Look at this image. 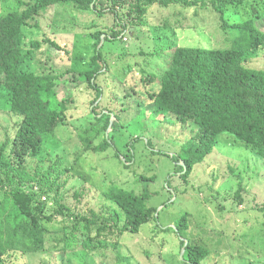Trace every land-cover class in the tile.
<instances>
[{
  "label": "trees",
  "instance_id": "obj_1",
  "mask_svg": "<svg viewBox=\"0 0 264 264\" xmlns=\"http://www.w3.org/2000/svg\"><path fill=\"white\" fill-rule=\"evenodd\" d=\"M1 1L4 14L0 18V106L8 109L13 118H19V121L15 122L13 136L10 131L6 133L7 138L0 150V261L9 264L13 255L18 252L27 256L45 252H70L71 255L77 256L71 252L75 247H85L91 253L98 251L100 246L120 248L121 257H126L128 251L124 250L129 247L127 242H124L126 234L138 235L147 225L151 226V232L163 231L158 224L157 209L147 205L148 194L127 191L114 182L107 185L104 195L110 207L108 218H105L104 215H97L91 210L80 211L67 205L65 196L68 178L65 177V181L61 179L70 173L69 169H61L63 163L67 162L65 157L58 154L55 166L48 171L41 169V160L53 157L61 144L66 141L70 143L74 138L78 139L81 147L80 151L74 153L75 162L86 158L89 152L103 153L115 145L111 138H104L98 146L94 145L93 139L85 138L80 122L69 120L66 109L63 108L66 103L74 100V96L70 92L64 97L63 91L60 92L63 95L60 100L59 84L65 78L64 74L72 75L71 84L74 88L87 83L96 91L95 103L103 95L97 84L98 76L111 70L107 62L108 56L104 52L105 44L118 38L126 40L128 20H135L131 24L134 27L149 26L145 19L142 20L143 23L141 19L155 5L169 7L173 4H183L186 8H193L197 1ZM259 1H263L264 5V0L211 1L213 8L224 16V5H227L244 11L243 18H247L235 24L224 22L226 28L230 27L235 31L232 33L230 46L181 47L176 31L170 38L161 37L166 32L162 29H168V25L162 24L161 21L162 25L159 24L154 29V35L155 40H165L163 47L156 49L154 54H137L145 58L152 56L165 59L164 68L159 70L157 75L145 69L140 72L145 87L142 103L145 105L149 97V105H152V112L156 117H173L176 126L181 125L183 130L188 131L190 139L186 148L189 150L186 151L184 147L180 155L171 156L179 165L177 173L184 181L190 178L197 164H202L206 157L212 154L222 136L233 137L235 142L264 156V70L247 66L259 50L264 48V31L255 23V19L259 17L255 11ZM65 3L76 4L80 11L94 14L98 19L97 25L92 23L94 28H99L98 22L106 15L114 17L118 27L110 29L111 31L97 30L93 34L96 40L94 54L85 70H80L77 64L75 68L69 67L65 72L56 71V74L53 72L51 75L28 69L42 52L49 60L52 47L72 55L66 44L57 43L45 33L41 39L29 34L33 28H41L44 31L43 22L39 19L48 17L56 5ZM252 15L256 17L253 18ZM82 57L78 56L75 60H81ZM73 60L74 57L71 61ZM123 68L126 73L122 75L132 74V65L124 64ZM124 82L122 83L127 84L130 81ZM148 86H152V89L148 90ZM139 94L138 87L126 94L138 103L136 108L141 104V101L136 100V95ZM92 112L98 119L97 109ZM114 117L113 128L121 122V115L115 114ZM111 118L110 115L100 122L102 125L98 136L113 129L110 127ZM69 126L72 127L70 131ZM47 148L48 151L45 150ZM114 158L119 160L126 170L138 168L132 154L116 152ZM34 162L36 168L33 166ZM83 179L86 181V176H83ZM150 179L154 177H139L143 183ZM241 187L242 183H239V190L234 196L239 204L244 200V190ZM76 191L74 199L77 201L84 191ZM225 196L230 198V195ZM224 199L228 201L227 198ZM219 207L222 209L223 205L220 204ZM261 209L264 212V207ZM189 216L188 212L184 213L175 224V234L182 239L176 240L175 247L179 251L186 250L187 258L184 257V262L187 264H204L211 252L204 245L188 238ZM57 218L61 219V223ZM57 223L60 228H55ZM42 234L44 248L42 246L39 250ZM54 235L62 236V242L46 250L48 238ZM145 238L149 240L147 236ZM111 242L113 244L108 245ZM157 245L159 252L151 263L157 261L159 264H166L163 258L166 245L156 242ZM84 262L85 259L80 261Z\"/></svg>",
  "mask_w": 264,
  "mask_h": 264
},
{
  "label": "rangeland",
  "instance_id": "obj_2",
  "mask_svg": "<svg viewBox=\"0 0 264 264\" xmlns=\"http://www.w3.org/2000/svg\"><path fill=\"white\" fill-rule=\"evenodd\" d=\"M190 1H197L196 6L186 8L183 4H173L169 7L155 5L141 19L142 23L145 19L149 26L134 27L131 24L135 20L129 19L125 35L128 41L118 38L105 44L104 52L108 56L107 62L111 72L99 74L97 84L103 95L95 103L97 98L95 90L87 83L74 88L75 86L71 84L72 75L64 74L65 78L59 84L58 98L61 100L63 95L67 97L70 92L74 96V100L63 106L68 119L80 122L85 138L93 139L94 145L98 146L104 138H111L115 145L103 153L89 152L86 158L75 162L74 153L80 151L81 147L78 139L74 138L70 143L66 141L61 144L53 157L41 160L43 163L41 169L48 171L58 162L56 160L58 154L66 158L67 162L63 163L61 169H69L70 173L61 179L65 181V177L68 178L65 196L68 206L76 210L78 208L80 211L91 210L108 218L110 204L104 192L106 186L114 182L136 194L146 192L149 196L147 205L157 209L158 224L163 231L151 232V226L147 225L138 235L126 234L124 242L129 245L124 250L128 251L126 257H121V249L117 247L100 246L98 251L95 250L91 252L92 254L85 247H75L71 252L77 256L71 255L70 252L66 254L45 252L31 256L18 252L13 255L9 264H152L151 261L159 252V245L156 246V242L166 245L163 253L166 264H187L184 262L187 253L182 256V250L179 251L175 247L176 240H182L175 234V224L186 212L190 215L188 238L204 245L211 252L204 264H264V212L261 209L264 207V156L235 142L233 137L232 139L222 136L223 139H220L212 154L208 155L202 164H197L190 178L184 181L177 173L179 165L171 156L180 155L184 147L186 151L189 150L186 148L190 139L188 131L183 130L181 125L176 126L173 117H156L152 112V105H149V97L147 102H144L145 105L142 103L145 87L140 72L145 69L157 75L158 71L164 68L165 59L152 56L145 58L137 54L140 52L154 54L156 49L163 47L165 40H155L154 35V29L159 24L168 25V29H162L166 32L161 37L170 38L176 31L181 47L215 48L230 46L232 33H235L230 27L226 28L224 22L235 24L239 20L247 19L243 18L244 11L227 5H224L225 16L218 13L211 5L213 0ZM262 2L257 3L255 11L259 17L255 19V23L264 31ZM11 3H15L14 0ZM3 14V2L0 0V18ZM97 20L94 14L80 11L76 4L56 5L48 17L39 19L43 22L44 31L41 28H33L29 34L41 39L45 33L57 43L66 44L72 55L69 56L64 51L52 47L49 60L42 52L28 69L40 70L51 75L53 72L56 74V71L65 72L69 67L75 68L77 64L80 70H85L94 54L96 40L93 34L97 30L111 31L110 29L118 27L114 17L110 15L100 19L99 28H94L92 23L97 25ZM154 24L156 25L151 27ZM40 31L43 32L39 34ZM158 32L160 33V29ZM78 56H83V59L75 60ZM73 57L74 60L71 61ZM124 64L132 65L133 72L130 76L122 75L126 73ZM247 66L255 70H264V48L259 50ZM123 80L130 82L126 81L127 84H123ZM135 87H138L141 94L136 95V100L141 101L138 108H136L138 103L132 99L133 97L126 95ZM147 89H152V86H148ZM63 91L62 95L60 92ZM0 107H2L1 150L7 138L6 133L10 131L12 136L14 135L15 122H18L19 118L14 119L8 109ZM93 109L99 112L98 119L93 114ZM115 114L121 115V122L113 128ZM110 115L112 116L110 127L113 129L98 136L102 125L100 122ZM45 150L48 151V148ZM116 152L134 155L137 170L128 168L132 173L124 169L123 164L114 158ZM33 166L37 167L35 162ZM83 176H86V181ZM141 176L154 179L143 183L139 180ZM239 183H242L241 188L244 190L242 193L244 200L240 204L234 197L239 190ZM76 190L84 191L77 201L74 199ZM225 194L230 195V198ZM220 204L223 205L222 209L219 207ZM56 220L61 223L60 218ZM55 228H60L58 223ZM145 236L155 242L149 241ZM60 242L62 236H50L46 250ZM111 244L113 243L108 245ZM42 246L43 234L39 250ZM78 258L80 261L85 259V262L80 263ZM0 264L5 263L0 261ZM154 264L159 262L156 261Z\"/></svg>",
  "mask_w": 264,
  "mask_h": 264
},
{
  "label": "water",
  "instance_id": "obj_3",
  "mask_svg": "<svg viewBox=\"0 0 264 264\" xmlns=\"http://www.w3.org/2000/svg\"><path fill=\"white\" fill-rule=\"evenodd\" d=\"M105 39V38H104ZM103 42H104V40L102 41V44H103ZM185 249L184 250H182V256L184 255V253H185Z\"/></svg>",
  "mask_w": 264,
  "mask_h": 264
},
{
  "label": "clouds",
  "instance_id": "obj_4",
  "mask_svg": "<svg viewBox=\"0 0 264 264\" xmlns=\"http://www.w3.org/2000/svg\"><path fill=\"white\" fill-rule=\"evenodd\" d=\"M127 40V39H126Z\"/></svg>",
  "mask_w": 264,
  "mask_h": 264
}]
</instances>
